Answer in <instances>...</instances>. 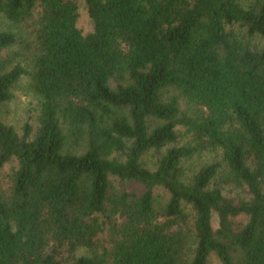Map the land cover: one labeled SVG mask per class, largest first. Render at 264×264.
Wrapping results in <instances>:
<instances>
[{"label": "trees", "instance_id": "16d2710c", "mask_svg": "<svg viewBox=\"0 0 264 264\" xmlns=\"http://www.w3.org/2000/svg\"><path fill=\"white\" fill-rule=\"evenodd\" d=\"M83 1L0 0V264H264V0Z\"/></svg>", "mask_w": 264, "mask_h": 264}, {"label": "rangeland", "instance_id": "374dc122", "mask_svg": "<svg viewBox=\"0 0 264 264\" xmlns=\"http://www.w3.org/2000/svg\"><path fill=\"white\" fill-rule=\"evenodd\" d=\"M74 1L78 4L79 15L77 19V27L81 30L83 34H87L92 31L93 24L90 17L88 16L85 3L83 0H74ZM1 26L4 28L6 27V22L2 17H0V27ZM13 51L14 53L20 52L19 49L16 48L0 51V60L6 59L8 57V54L13 53ZM23 54L25 55L24 52ZM17 61L24 63L25 58L20 56L17 59L12 60L11 64L16 63ZM11 91H12V98L9 101L3 103L0 107L1 120L4 123L13 126L14 129L19 133H21L22 127L25 123H29L33 127H35L36 118L39 112V98L29 89L27 79L21 78L19 81H17L14 84ZM65 133L67 132L65 131ZM73 139L74 138H72V136L68 137L65 148L68 151L80 153L84 149L85 142L82 140L76 142L75 140L73 141ZM218 157L219 155L217 153H204L202 155L195 156L194 159L192 160L191 165L195 166L199 163L215 160ZM154 159L155 157L152 154V152L147 153L144 158V162L146 166L153 167ZM8 171H9V166L6 165L1 175L2 184L4 188L7 187L6 174L8 173ZM235 191L236 190H233V192ZM159 193L161 198L165 196V193L162 190H160ZM212 224L214 227H216L217 225V219L215 216H213ZM83 253H85L84 249H80L77 251V255ZM208 264H221V262L214 253H211L208 257Z\"/></svg>", "mask_w": 264, "mask_h": 264}]
</instances>
